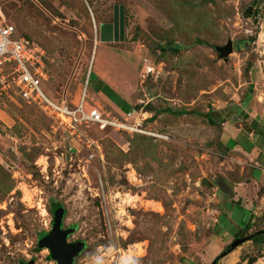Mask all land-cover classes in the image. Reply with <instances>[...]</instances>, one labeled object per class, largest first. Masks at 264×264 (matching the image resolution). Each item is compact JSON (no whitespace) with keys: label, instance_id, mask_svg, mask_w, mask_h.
I'll use <instances>...</instances> for the list:
<instances>
[{"label":"rangeland","instance_id":"374dc122","mask_svg":"<svg viewBox=\"0 0 264 264\" xmlns=\"http://www.w3.org/2000/svg\"><path fill=\"white\" fill-rule=\"evenodd\" d=\"M0 8L41 50L47 98L71 107L86 80L85 108L120 114L93 91L99 76L119 103L150 116L147 127L158 135L89 125L68 135L18 99L4 67L0 264H56L38 245L55 209L60 230L69 231L65 243L83 244L71 264H210L240 219L249 223L242 238L264 231V212L231 209L250 199L221 207L216 187L252 184V162L226 144L223 126L248 120L238 113L249 112L246 101L257 100L264 115V79L249 93L248 77L264 72V0H0ZM113 23L117 37L100 42V25ZM228 40L232 52L222 60L215 47ZM167 43L182 50L159 52ZM143 61L153 67L147 76ZM259 239L215 264H264Z\"/></svg>","mask_w":264,"mask_h":264},{"label":"built area","instance_id":"2783aa9c","mask_svg":"<svg viewBox=\"0 0 264 264\" xmlns=\"http://www.w3.org/2000/svg\"><path fill=\"white\" fill-rule=\"evenodd\" d=\"M41 50L33 42L22 36L16 27L0 13V83L2 89L8 87L2 75L4 67L14 94L26 104L40 109L62 132L72 135L77 126L89 125L98 130H109L127 137L158 136L147 127L150 116H144L141 110L130 109L118 115L106 113L97 106L85 108L86 80L82 84L76 102L71 106L58 105L41 91L46 81L44 65L41 62ZM153 72V67L143 61V75Z\"/></svg>","mask_w":264,"mask_h":264},{"label":"crops","instance_id":"0c3cea01","mask_svg":"<svg viewBox=\"0 0 264 264\" xmlns=\"http://www.w3.org/2000/svg\"><path fill=\"white\" fill-rule=\"evenodd\" d=\"M110 34L111 33H109V35ZM248 74L249 81L252 86L250 90L252 91V89H255V86L259 82L261 83L263 81L264 75L253 69H251ZM96 78L98 79L97 84L98 82H101L103 85H106L102 82L99 76ZM96 93L98 95L101 94L100 92ZM244 106L249 107V112L245 111V109H240L238 113L242 111L243 115H245L244 120H248L237 125H229L228 123H225L223 126V136H225L226 144L228 146H230L232 149H236L252 162L250 178L252 184L250 185L251 188L248 186V183H237L236 186L234 185L232 187H227L226 192H228L229 195H227L228 197L226 198V204L229 209V204L232 201H235L234 204L238 205L236 201L238 202L242 201L243 199H250L246 203H244L245 200H243L241 207H239L240 205L237 207L231 206V209L238 208L242 215L250 216L251 214L258 215L259 213L264 212V207H261L257 204L260 201H264V115L261 104H259L257 100L250 102L246 101L243 104V107ZM241 185L242 190L245 188L248 190V193L246 191L244 195L240 194L239 189ZM250 189L251 192L249 194ZM256 191L258 192L257 194ZM251 196H254V198L258 197L257 202L256 199L251 200ZM221 213L223 215L225 214L224 209H221Z\"/></svg>","mask_w":264,"mask_h":264},{"label":"water","instance_id":"95a60500","mask_svg":"<svg viewBox=\"0 0 264 264\" xmlns=\"http://www.w3.org/2000/svg\"><path fill=\"white\" fill-rule=\"evenodd\" d=\"M112 24H102L99 27V41L100 42H111L113 38L111 34ZM215 51L218 54V57L222 60L226 59V56L232 52L231 41H227L223 46L215 47ZM252 86L249 84V92H251ZM239 115L245 118L243 112L240 111ZM53 222L52 228L48 234H42L39 238V246H42L48 250L49 256L55 261L56 264H71L73 257H75L79 251L82 249L83 244L81 242L74 243H65V237L69 231L60 230V218H61V209H55L53 213ZM264 235V231H260ZM249 240L248 237L241 239H235L229 244V249L225 254L231 252L235 247L239 246L243 242ZM223 256V255H222ZM27 264H33L32 261H29ZM210 264H215V261L212 260Z\"/></svg>","mask_w":264,"mask_h":264},{"label":"trees","instance_id":"16d2710c","mask_svg":"<svg viewBox=\"0 0 264 264\" xmlns=\"http://www.w3.org/2000/svg\"><path fill=\"white\" fill-rule=\"evenodd\" d=\"M0 13L6 18V16L4 15V13H3V11H2L1 8H0ZM18 32L23 36V34L19 30H18ZM196 42L197 43H200L199 41H196ZM157 49L161 53L170 52V53L176 54L180 50H182V47L177 46V45H174V44H171V43H167V44L158 45L157 46ZM263 75H264V72H263ZM93 91L94 92H100L103 96H105L109 100L115 102L116 106L118 108H120V110L122 112H126V111H129L130 110V108L128 106H126V104H123V102H120L119 103V101L116 99L115 93L112 92L106 85H103L101 82H98L97 85H94L93 86ZM166 111L169 112L168 109ZM184 113L185 112H183V111H176V112H173L172 114H174V115H181V114H184ZM149 120H150V118L147 120V123H148ZM136 136H140V135H136ZM216 187L219 190L217 192V198H218L219 203H220V205L222 207V204L223 203H226V198L228 197L227 195H229V193L226 192L227 186H226V184L224 182H221L220 180H218V181H216ZM223 217H224V215L222 213L218 216V222L217 223L220 226L221 225H225L224 222H223ZM240 222L241 223H239V224H240L241 227L238 230H235L233 228L231 230V234H232L233 240H235V239H241L242 236L247 231V229L249 228V223L242 222V219H240ZM247 237L249 238V240L255 239L257 237H260L259 241L260 242H264V235L261 236V233H259V232H255V233H253V234H251V235H249ZM228 249H229V245H227V246H225L224 248L221 249V251L219 252V254L213 258V260L215 261V263L222 257V255H225V253H226V251Z\"/></svg>","mask_w":264,"mask_h":264},{"label":"flooded vegetation","instance_id":"af4514ba","mask_svg":"<svg viewBox=\"0 0 264 264\" xmlns=\"http://www.w3.org/2000/svg\"><path fill=\"white\" fill-rule=\"evenodd\" d=\"M118 28H119L118 25L116 23H113L112 30H111V36L113 39H115L117 37L118 31H119Z\"/></svg>","mask_w":264,"mask_h":264}]
</instances>
